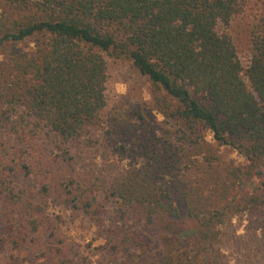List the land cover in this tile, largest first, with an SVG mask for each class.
Wrapping results in <instances>:
<instances>
[{
	"label": "trees",
	"instance_id": "trees-1",
	"mask_svg": "<svg viewBox=\"0 0 264 264\" xmlns=\"http://www.w3.org/2000/svg\"><path fill=\"white\" fill-rule=\"evenodd\" d=\"M241 1L0 0V49L12 50L0 65L8 222L23 212L30 233L54 236L64 219L49 215L51 202L94 226L123 264H227L217 248L223 210L196 205L158 169L108 175L85 156L97 153L91 129L107 106L109 54L174 101L169 117L206 128L262 176L264 29L253 33L246 71L220 30ZM29 40L30 51L16 49Z\"/></svg>",
	"mask_w": 264,
	"mask_h": 264
},
{
	"label": "rangeland",
	"instance_id": "rangeland-1",
	"mask_svg": "<svg viewBox=\"0 0 264 264\" xmlns=\"http://www.w3.org/2000/svg\"><path fill=\"white\" fill-rule=\"evenodd\" d=\"M258 29H264V0L241 1L231 25L220 27L233 39L245 71ZM34 44L29 40L16 49L30 51ZM11 52L0 49V65ZM105 58L107 106L91 129L97 153L85 159L91 162L96 155L97 168L114 176L144 165L153 172L158 169L196 205L200 200L207 209L224 211L217 248L227 264H264V163H260L263 175H258L238 152L216 143L206 128L172 119L168 115L175 110L174 101L131 60L109 54ZM23 181L26 187H38L37 180ZM4 205L0 201V264H123L109 254L111 246L94 226L74 223L61 206L50 202L47 210L64 219L54 221L57 231L50 236L30 233L23 212H13L8 222Z\"/></svg>",
	"mask_w": 264,
	"mask_h": 264
}]
</instances>
